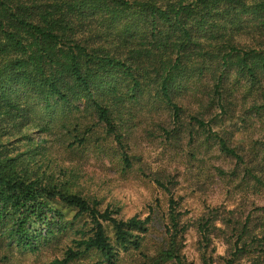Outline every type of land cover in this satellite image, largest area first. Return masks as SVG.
Returning a JSON list of instances; mask_svg holds the SVG:
<instances>
[{
	"label": "trees",
	"instance_id": "16d2710c",
	"mask_svg": "<svg viewBox=\"0 0 264 264\" xmlns=\"http://www.w3.org/2000/svg\"><path fill=\"white\" fill-rule=\"evenodd\" d=\"M15 97L46 107L82 100L119 141L117 127L124 129L136 117L128 105L146 115L162 109L174 125L187 111L195 130L191 139L205 136L198 147H216L234 159L237 178L242 168V183L252 179L262 189L264 134L247 152L214 128L232 123L236 107L246 104L243 116L251 112L264 123V0H0V122L19 107ZM73 111L83 114L79 106ZM85 141L83 136L79 145ZM59 204L76 209L75 217L86 215L91 227L76 242L77 251L68 250L57 263L94 250L114 264L121 252L138 250L149 230V216L117 220L108 210L100 212L97 202L60 190L44 173L20 170L17 158L0 150L1 235L37 250L39 239L63 228V214L54 208ZM177 206L170 197L175 236L160 257L181 264L176 234L185 228ZM249 218H237V255L264 251V233L247 236ZM216 222H199L203 239Z\"/></svg>",
	"mask_w": 264,
	"mask_h": 264
},
{
	"label": "rangeland",
	"instance_id": "374dc122",
	"mask_svg": "<svg viewBox=\"0 0 264 264\" xmlns=\"http://www.w3.org/2000/svg\"><path fill=\"white\" fill-rule=\"evenodd\" d=\"M15 102L19 107L1 118L0 150L16 157L20 170L44 173L60 190L90 204L97 202L100 212L108 210L117 220L151 218L141 247L121 252L114 264H178L160 257L169 236H175L167 213L170 197L178 204L179 226L185 228L176 234L181 264H264V251L249 249V253L237 255L234 246L237 218L243 221L250 216L249 239L264 233V188L252 179L242 183V168L237 178L234 159L220 154L216 147L209 151L206 145L198 147L205 136L196 142L197 138L191 139L189 133L195 130L187 111L174 125L170 113L162 109L160 119L128 105L136 117L124 129L117 127V135L123 134L119 141L106 134L93 107L81 106L82 100L74 99L71 106L56 103L49 107L36 99L15 97ZM78 106L83 114L73 111ZM249 107L238 105L232 123L214 128L224 139L243 144L247 152L264 134L260 115L250 112L243 116ZM122 118L126 117L122 114ZM83 136L86 141L79 145ZM217 169L226 175L220 176ZM54 208L63 214V228L58 233L54 228L48 239H39L35 251L22 249L1 235L5 228L0 225V264H61L57 262L66 258L68 250L77 251L76 242L90 234V220L86 215L75 217L76 209L61 204ZM209 217L217 219L216 228L210 227L203 239L197 226ZM66 264L108 263L91 250Z\"/></svg>",
	"mask_w": 264,
	"mask_h": 264
}]
</instances>
